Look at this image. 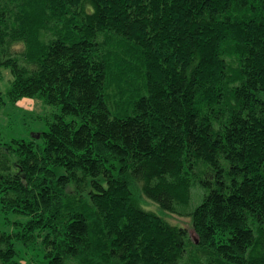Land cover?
I'll use <instances>...</instances> for the list:
<instances>
[{
	"label": "trees",
	"instance_id": "16d2710c",
	"mask_svg": "<svg viewBox=\"0 0 264 264\" xmlns=\"http://www.w3.org/2000/svg\"><path fill=\"white\" fill-rule=\"evenodd\" d=\"M3 72L0 264H264V0H0Z\"/></svg>",
	"mask_w": 264,
	"mask_h": 264
},
{
	"label": "rangeland",
	"instance_id": "374dc122",
	"mask_svg": "<svg viewBox=\"0 0 264 264\" xmlns=\"http://www.w3.org/2000/svg\"><path fill=\"white\" fill-rule=\"evenodd\" d=\"M7 79L8 72H3L0 87L3 91L5 105L0 108V141L7 143L12 139L29 140L34 135L46 130V122L53 118V114L57 113L58 110L43 105L41 100L36 98H23L16 103L9 102L5 96ZM170 220L183 226L188 224L187 220L180 217H170ZM189 231L190 237L194 239V232Z\"/></svg>",
	"mask_w": 264,
	"mask_h": 264
}]
</instances>
